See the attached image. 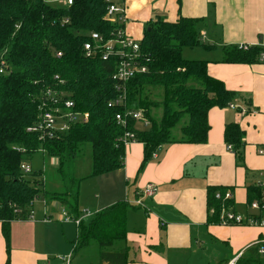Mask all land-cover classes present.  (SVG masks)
Wrapping results in <instances>:
<instances>
[{
  "label": "trees",
  "instance_id": "obj_1",
  "mask_svg": "<svg viewBox=\"0 0 264 264\" xmlns=\"http://www.w3.org/2000/svg\"><path fill=\"white\" fill-rule=\"evenodd\" d=\"M107 6L105 0H72L69 5L62 0H0V222L7 242L10 221L28 219L42 192L44 198L49 194L57 200L73 218L79 217V182L123 166L121 136L125 131L143 145L140 172L159 146L204 142L208 110L223 108L236 96L208 73L207 61L182 56L184 48H211L200 40V18H156L147 23L139 40L146 71L125 83L126 108L140 110L148 125L141 128L135 120H129L125 127L118 125L113 119L117 108L106 105L118 94L112 79L118 58L111 55L103 60L100 51L87 56L83 49L89 32L100 34L106 41L124 27L118 21L106 20ZM262 49L224 47L220 61L258 62ZM57 52L61 54L57 56ZM48 88L65 92V98L74 102V110L87 112L89 118L85 123L72 124L64 134L40 139L38 132L28 129L38 123V106ZM243 137L237 124L225 125L224 140L232 146L239 164L243 163ZM40 149L58 161L57 172L65 184L60 193L43 189L40 172L25 174L20 169V164L30 162ZM83 157L89 170L77 176ZM227 189L231 190L223 185L207 186V222L219 224L220 208H233V198L215 197ZM254 200L264 202V188L248 185L247 206ZM134 208L128 200L117 201L88 221L81 219L74 253L95 241L98 264H127L126 247L108 248L125 239L127 212ZM235 264H264V257L252 244Z\"/></svg>",
  "mask_w": 264,
  "mask_h": 264
},
{
  "label": "crops",
  "instance_id": "obj_2",
  "mask_svg": "<svg viewBox=\"0 0 264 264\" xmlns=\"http://www.w3.org/2000/svg\"><path fill=\"white\" fill-rule=\"evenodd\" d=\"M125 14L124 31L136 40L156 18H200V40L211 48H196L216 54L201 59L207 61L208 73L236 96L229 102L232 107L208 110L204 142L159 146L140 172L143 145L136 141L125 144L123 166L87 179L88 199L86 194L83 204L78 202L80 215L88 211L82 218L88 221L117 201L138 198L141 204L127 212L125 239L108 248L126 247L127 264H227L264 239V227L207 222L206 188L229 187L236 211L256 212L246 204V187L264 188V63L220 60L224 47L264 48V0H125ZM228 123L237 124L244 132L241 164L224 140ZM97 181L104 184L103 189L97 188ZM148 184L154 185L155 191L141 195ZM78 196L82 197L81 193ZM45 211L43 206L32 218L10 221L8 242L0 222V264H67L68 255V264H77L72 257L93 241L74 253L77 227L73 239L64 227L72 222H63L60 211L57 216L50 207ZM259 217L263 218L264 212Z\"/></svg>",
  "mask_w": 264,
  "mask_h": 264
},
{
  "label": "built area",
  "instance_id": "obj_3",
  "mask_svg": "<svg viewBox=\"0 0 264 264\" xmlns=\"http://www.w3.org/2000/svg\"><path fill=\"white\" fill-rule=\"evenodd\" d=\"M72 0H62L63 3L70 4ZM108 4L107 11L105 14L106 20L109 22L118 21L122 25L126 20L125 14V0H105ZM88 41L83 43V49L85 54L88 56L95 51H100L102 59L106 60L111 55L116 56L117 63L115 69L112 73V79L116 82L115 89L118 94L107 102V107L117 108V111L113 114V119L115 122L125 127L129 120H135L136 122L142 123L144 126L148 125V121L142 117L140 110H130L126 108V92L125 83L138 73H144L146 71V65L143 63L141 51H140V41L134 39L125 33L124 27L118 28L112 33V37L104 41L100 34L96 32H89ZM242 50H247L250 45H239ZM61 53L57 52L56 55L59 56ZM257 61L264 63V48L259 51L257 55ZM3 71L2 63L0 65V72ZM67 94L62 91L52 90L50 88L46 89L42 93L40 103L38 106V123L35 127H31L28 131L38 132L40 139L51 138L56 134H64L67 132L72 124L75 123H85L89 116L87 112H80L74 110V102L65 98ZM228 106H233L228 103ZM122 109V110H120ZM134 141L133 133L125 131L121 136V142L127 144L128 142ZM228 149H231V145H227ZM39 151L44 153L43 149ZM261 152V151H259ZM20 169L23 173L27 174L32 171L28 162H22L20 164ZM155 191V186L152 184L146 185L142 191L141 195H150ZM139 192L136 193V195ZM216 199H231L232 192L227 189L223 194L217 192L215 194ZM131 204L140 205L141 201L137 198L130 201ZM248 208L254 213L243 214L236 211L233 208L222 206L219 211V224L221 225H244V226H261L264 227V217H259L261 212H264V202L252 201ZM213 210H211V213ZM62 221L63 222H73L76 227H78L80 220L88 215V211L85 215H80L77 218H73L64 209H62ZM34 216V211L32 209L29 218ZM45 220H49L48 217ZM256 246L257 253L264 257V239H260L253 243ZM70 256L65 258V262L68 264ZM236 259H231L227 264H234Z\"/></svg>",
  "mask_w": 264,
  "mask_h": 264
},
{
  "label": "rangeland",
  "instance_id": "obj_4",
  "mask_svg": "<svg viewBox=\"0 0 264 264\" xmlns=\"http://www.w3.org/2000/svg\"><path fill=\"white\" fill-rule=\"evenodd\" d=\"M145 27H146V25H145ZM214 55H216V54L205 53L201 49H197L196 47L195 48H184L182 50V56L186 59H197L198 60V59H201L202 57H206V56L208 57V56H214ZM137 124L141 128L146 127L140 122H137ZM79 161L81 163H80V165H78L79 167H78V171L76 173L77 176L82 175L86 171L89 170V163H88V160H86V158L83 157V159H80ZM29 163H30L31 169L33 171H37L38 173L40 172L42 174L41 178L43 179V183H44L43 189L44 190H46L48 192L60 193L65 189V184L62 181L59 173L57 172L58 161L56 158L51 157V156H49V155H47L41 151H38L33 155L32 160ZM87 179L88 178L81 180L79 182L78 192H79V195H80V193L82 195V197L80 196V198H78V202L80 203V205L83 204V201L86 198V194H87L86 185L88 183ZM98 179H102V178H98ZM97 183H98L97 188L103 189L104 184L102 185V183L98 182V181H97ZM42 193L39 194V197L36 199V201L32 205L33 211H35V210L42 211V208L44 206L45 210H46L45 213H48L49 207H50L53 210V213L54 212L56 213V216L59 215V211L62 214V210H59V208H61V205L57 204L58 201L49 198L48 196H50V195L47 194V192H46L47 196L44 198V195ZM86 199H88V194H87ZM128 202H130V201H128ZM34 208H35V210H34ZM92 210L93 209H91V211ZM34 216H35V212H34ZM64 225H65L64 227L67 228L68 233L74 239L75 238V227H74L75 225H74V223L72 222L71 224H64ZM56 226L59 227L58 222H57ZM58 227H57V229L59 230L60 227L59 228ZM98 251H99L98 244L93 241L87 247L80 250L78 254H76L75 256L72 257V259L77 264H80V263L81 264H96V263L98 264ZM236 261H237V258L235 260V263H236Z\"/></svg>",
  "mask_w": 264,
  "mask_h": 264
}]
</instances>
